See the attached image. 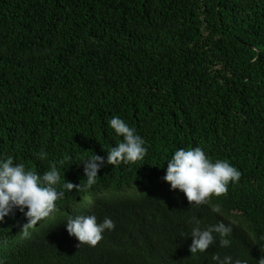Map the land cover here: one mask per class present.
Returning <instances> with one entry per match:
<instances>
[{"label": "trees", "instance_id": "trees-1", "mask_svg": "<svg viewBox=\"0 0 264 264\" xmlns=\"http://www.w3.org/2000/svg\"><path fill=\"white\" fill-rule=\"evenodd\" d=\"M113 117L145 141L143 161L105 163L87 191L63 189L85 183L83 162L106 161L122 142ZM196 147L242 175L225 196L190 207L163 177L175 151ZM8 156L39 175L55 163L65 195L28 237L22 213L4 218L0 264H215L214 253L258 264L264 0H0V160ZM77 215L110 218L114 230L77 248L66 231ZM192 217L202 229L230 225V246L217 237L191 257Z\"/></svg>", "mask_w": 264, "mask_h": 264}, {"label": "clouds", "instance_id": "clouds-1", "mask_svg": "<svg viewBox=\"0 0 264 264\" xmlns=\"http://www.w3.org/2000/svg\"><path fill=\"white\" fill-rule=\"evenodd\" d=\"M109 126L117 136L123 138L122 142L107 152L106 161L104 157L93 154L83 162L85 183L76 185L65 181L63 189L87 191L97 182L98 172L105 163L119 166L121 163L127 165L143 161L147 149L144 146L145 141L136 134V130L119 117H113ZM40 158H45L43 152L40 153ZM241 175L228 161L213 162L202 148L196 147L175 151L167 162L163 180L171 186V190L183 192L190 207H199L210 203L212 197L225 196L229 184L239 182ZM60 182V172L55 163L50 166V170L39 175L35 171L27 170L22 163H15L12 156L0 160V223L4 222L6 216L18 210L26 219V223L20 226V233L23 237H28L29 230L54 213L57 210L56 202L64 198V191L57 189ZM212 210L220 212L219 205H213ZM190 222L195 225L190 234L191 257L197 253H205L216 242L217 237L221 247L230 246L231 241L227 238L233 231L230 225L220 221L202 229L201 221L196 217H192ZM114 227L115 224L110 218L98 223L95 215L69 216L66 222L67 233L79 242L77 248L83 245L96 247L103 239L105 230L111 231ZM212 260L215 264H247L246 260L233 261L231 256L221 257L219 253H214ZM258 264H264V255L260 257Z\"/></svg>", "mask_w": 264, "mask_h": 264}]
</instances>
